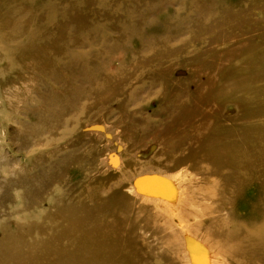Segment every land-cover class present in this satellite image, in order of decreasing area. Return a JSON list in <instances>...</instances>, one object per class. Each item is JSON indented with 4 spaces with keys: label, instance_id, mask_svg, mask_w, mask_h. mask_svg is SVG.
Wrapping results in <instances>:
<instances>
[{
    "label": "rangeland",
    "instance_id": "374dc122",
    "mask_svg": "<svg viewBox=\"0 0 264 264\" xmlns=\"http://www.w3.org/2000/svg\"><path fill=\"white\" fill-rule=\"evenodd\" d=\"M179 156L195 195L240 166L220 213L264 264V0H0V264H172L125 187Z\"/></svg>",
    "mask_w": 264,
    "mask_h": 264
},
{
    "label": "bare ground",
    "instance_id": "6f19581e",
    "mask_svg": "<svg viewBox=\"0 0 264 264\" xmlns=\"http://www.w3.org/2000/svg\"><path fill=\"white\" fill-rule=\"evenodd\" d=\"M214 136L216 135L214 134ZM184 138H186V136H184ZM207 138H204V140ZM181 140H183V138ZM220 140L222 141V139ZM171 143L172 142H169V144ZM177 145L178 144H176V146ZM180 146L181 144L178 147ZM168 147L170 148L171 146L168 145ZM199 148L200 146H198V151H201ZM211 148L204 147L201 153H198L200 154V158L205 161L210 159L212 156L211 152L213 151ZM119 150H121L120 147ZM196 152L197 149L195 150V154ZM220 153L221 152L219 151V154ZM226 153L229 154V149L227 147L225 152H222V154L226 155ZM185 156L189 157L187 153ZM223 157L226 159V156ZM191 158H193L192 155ZM189 162H191L189 158L182 159L181 157V159L177 160L176 163L167 165L166 169L155 171H150L149 169L142 170L135 177H133L132 181L128 183L127 187H125L127 190L126 195H128L127 197L130 199V202L133 203L136 212L139 215H146L147 218H149L148 220L151 221V223L147 222L148 227L144 228V230L141 229L144 235L146 234V236H148L150 224L152 223L157 222L162 224L164 227L161 236L157 235L159 232H155L153 230L151 231L157 238L156 242L158 239H161L159 243L157 242L158 245L156 247L154 238L151 234L149 235L148 240L150 238L152 241L149 240V242L146 243V239L143 240V247L150 251V256L152 258L162 263L168 261L172 262V264H230L228 262L241 264L244 254V232L240 227L231 228L227 223V214H223L224 212L220 213V211L225 210L228 205L229 198H232L231 201L235 200L236 202L238 196H240V166H236L235 172H232L236 183H234V190L230 197L228 193L225 192V189L218 192L215 180L208 179V181L205 182L208 189L204 188V185H201V182L203 183L202 179L204 177H208V173L210 172L205 170H203L204 172L200 170L194 171L197 173L193 176H197L198 174L201 177L197 180L199 189L201 190L202 187L204 190L202 193L200 192V194L195 195L193 192V186L190 189V187L186 184V178H190L192 172L189 173L185 168L193 170V164L190 165ZM110 163L114 169L119 168L121 165L120 158L117 155L110 158ZM220 185L221 183L219 186ZM226 213H228V211H226ZM115 245H117V243ZM152 252L153 255H151Z\"/></svg>",
    "mask_w": 264,
    "mask_h": 264
}]
</instances>
